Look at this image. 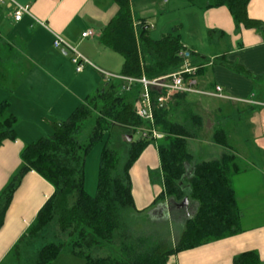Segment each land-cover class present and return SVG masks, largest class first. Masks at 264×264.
Listing matches in <instances>:
<instances>
[{
  "label": "crops",
  "instance_id": "crops-1",
  "mask_svg": "<svg viewBox=\"0 0 264 264\" xmlns=\"http://www.w3.org/2000/svg\"><path fill=\"white\" fill-rule=\"evenodd\" d=\"M13 1L28 5L29 12L15 21L11 1L0 0L3 70L0 101H8L5 116L15 117L16 135L14 140L0 144V194L20 168L24 145L49 135L53 122L67 118L75 107L109 82L121 80L123 63L122 56L103 45L99 38L117 12L113 0ZM134 1L130 0L133 22L144 19L150 35L147 17H141L143 13L137 12ZM175 4L186 11L189 26L186 40L176 32L191 53L185 64L201 69L196 75L197 91L186 93V97L189 106L202 116L203 127L195 138L188 139V147L193 145L190 150L196 161L217 158L223 151L231 150L245 168L232 178L240 231L181 250L171 255L167 263L233 264L235 256L252 250L264 264V0H249L247 6L248 16L260 22L259 28L237 27L225 6L202 9L187 1ZM158 10L164 12L162 7ZM169 24L162 29V35L170 32L167 31ZM174 24L185 27L184 21ZM210 29L221 32L214 45L208 41ZM86 30H92L94 35L82 37L81 33ZM163 30L166 31L162 33ZM56 36L90 63L84 64L80 72L75 71L70 53L53 45ZM215 129H223L228 134L226 146L212 141ZM152 144L141 152L129 170L135 206L130 211L137 215L153 209L159 216L170 210L180 211L184 221L192 213L188 211L190 205L194 211L193 202L178 203L168 197L155 201L163 185L156 142ZM195 152L199 157H195ZM53 191V186L34 170L23 175L0 227V264L15 263L16 244L22 247L24 258L42 246L36 241L44 230L33 239L24 236ZM176 230L177 238L181 229ZM50 264H83V261L67 250Z\"/></svg>",
  "mask_w": 264,
  "mask_h": 264
},
{
  "label": "trees",
  "instance_id": "trees-1",
  "mask_svg": "<svg viewBox=\"0 0 264 264\" xmlns=\"http://www.w3.org/2000/svg\"><path fill=\"white\" fill-rule=\"evenodd\" d=\"M113 1L118 7L117 12L104 26L99 38L103 45L122 56L121 76H144L153 80L183 68L191 53L175 32L178 26L159 38H152L144 19L134 24L130 0ZM186 1L202 9L225 6L237 27L261 26L247 14L249 0ZM220 36L221 32L217 30L207 32L210 45H214ZM197 67L196 75L201 71ZM235 68L247 73L236 65ZM2 73L0 61V77ZM187 76L189 74L185 73ZM123 83L121 80L109 82L75 107L67 118L53 122L49 135L41 136L22 148L20 168L0 194V227L23 175L34 170L53 186L54 191L38 210L24 237H37L55 220L57 235L62 239L48 241L28 258H24L22 247L16 244L14 264H50L67 250L81 258L83 264H169L168 258L181 250L240 231V212L232 185L233 176L245 168L238 156L231 150H225L217 158L194 160L188 139L199 134L203 127L202 116L188 106L184 121L171 118L174 108L182 104L181 98L186 97V93L172 96L178 98L175 104L168 100L160 106L157 97L165 91L150 85V122L138 116L133 107L143 90L141 84L134 83L129 90L134 88V91L128 96ZM186 103L183 102L184 105ZM7 105V100L0 101V144L16 137L15 117L5 116ZM89 117H93L94 122L88 139L83 142L79 134L83 121ZM114 127L125 131L128 146L122 163L116 149L109 146ZM139 127H154L163 132L164 137L157 141L142 137L137 134ZM135 134L138 137L133 139ZM128 136H131L130 140ZM227 137L223 129H215L212 141L226 146ZM153 142H156L163 185V191L155 201L168 197L178 203L186 200L195 204L194 211L188 209L192 213L184 219L173 245L163 242L149 244L152 239L148 237V243L146 238L133 237L122 219L125 210L135 209L129 170L141 152ZM99 144L96 189L94 194H90L84 187L85 162ZM104 245L112 252L102 256L90 254L91 248ZM233 264L261 262L257 252L250 250L235 256Z\"/></svg>",
  "mask_w": 264,
  "mask_h": 264
},
{
  "label": "rangeland",
  "instance_id": "rangeland-1",
  "mask_svg": "<svg viewBox=\"0 0 264 264\" xmlns=\"http://www.w3.org/2000/svg\"><path fill=\"white\" fill-rule=\"evenodd\" d=\"M186 0H135L133 3L137 7V12L143 13L141 17H147L148 25L150 26V35L153 38H159L162 34L161 31L163 28L167 27V24L170 23V30L175 27L174 23H177L179 20L185 22V27L182 29L178 27L175 32L181 33L184 40L189 38L188 36V22L186 21V11L182 8V6H175L176 2L179 4L184 3ZM133 4V5H134ZM192 6V5H191ZM162 7L164 12H159V8ZM174 20L176 22H174ZM166 30H163L164 33ZM134 91L132 88L131 91H127L126 94L129 96ZM180 93V92H177ZM176 93L172 92L169 98V101H172L173 104L177 102L178 98L173 97ZM181 105H178L174 108L172 113V119L182 122L186 119L187 111L189 102L187 101V97L181 98ZM185 101L187 102L186 105ZM184 102V104H183ZM191 105V104H190ZM192 110L193 107L191 106ZM195 112V111H194ZM198 114V112H195ZM96 114V111L93 113ZM94 119L93 117H89L83 121L81 126V131L79 134V139L85 142L88 139L90 134L91 128L93 126ZM125 131H123L120 127H114L111 130V138L109 142V146L116 149L120 162L122 163L127 155V142L125 140ZM138 137L137 134L133 135V139ZM100 144L95 146V148L90 152L87 156L85 162V189L88 193L94 194L96 189V169H97V157L100 150ZM150 146H154L151 144ZM192 144L191 148L192 149ZM196 153V152H195ZM198 153V152H197ZM195 154V157H199ZM153 209L141 212L139 214H135L130 210H125L122 214L123 222L126 224L124 227H128L133 237L141 236L142 238H150L152 239L149 244L152 242H163L173 245L176 236L177 230L181 229L183 220L181 219L182 212L177 211L174 213L173 210L168 211V213H164L162 216H159L152 212ZM190 211L191 207L189 208ZM174 213V214H173ZM178 215V219L175 218V215ZM178 222V223H177ZM178 224V226H176ZM57 227L55 220H53L47 227L44 228L43 236L36 241L37 245H43L48 241H59L62 239L57 234ZM146 238V243L149 240ZM90 254L92 255H106L112 250L107 246L104 245L103 247H93L90 249Z\"/></svg>",
  "mask_w": 264,
  "mask_h": 264
},
{
  "label": "built area",
  "instance_id": "built-area-1",
  "mask_svg": "<svg viewBox=\"0 0 264 264\" xmlns=\"http://www.w3.org/2000/svg\"><path fill=\"white\" fill-rule=\"evenodd\" d=\"M10 1L13 4V18L15 21L20 20L23 13L29 12L28 5L18 4L13 0ZM92 35H94V32L92 30H86L81 33L82 37ZM53 45L55 47H62L64 50H67L70 53V60L74 64L75 71L77 72H80L83 69L84 64L90 63L74 47L63 42L58 36L55 37ZM197 69V66L190 67L184 64L181 70L174 71L166 76L153 80H147L144 76H142L141 78L120 76L119 79L124 82L123 90L125 91H129L132 85L136 82L141 84L143 90L140 94V97L134 101V111L141 118L152 122L151 103L148 87L150 85H153L165 91L164 94H161L157 97V103L162 106L165 102L169 100L172 92L192 93L197 91L195 88L197 84L195 72ZM185 73H188L189 76L185 77ZM217 90L219 91L220 88L217 87ZM137 131V134L141 135L142 137H150L156 141L164 137V133L159 130H156L154 127H139Z\"/></svg>",
  "mask_w": 264,
  "mask_h": 264
},
{
  "label": "water",
  "instance_id": "water-1",
  "mask_svg": "<svg viewBox=\"0 0 264 264\" xmlns=\"http://www.w3.org/2000/svg\"><path fill=\"white\" fill-rule=\"evenodd\" d=\"M131 139V136H128V140H130Z\"/></svg>",
  "mask_w": 264,
  "mask_h": 264
}]
</instances>
